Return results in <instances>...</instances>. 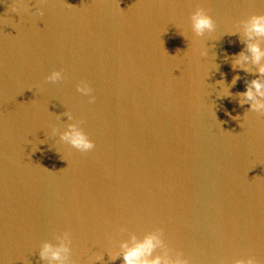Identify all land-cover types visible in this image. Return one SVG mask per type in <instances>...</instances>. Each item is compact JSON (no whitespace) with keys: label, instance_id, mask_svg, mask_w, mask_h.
<instances>
[{"label":"water","instance_id":"obj_1","mask_svg":"<svg viewBox=\"0 0 264 264\" xmlns=\"http://www.w3.org/2000/svg\"><path fill=\"white\" fill-rule=\"evenodd\" d=\"M24 2L0 0V264H48L65 231L72 264H122L150 234L153 257L264 264V117L235 96L256 76L231 67L264 0ZM197 6L216 23L203 44ZM70 125L95 148L62 141Z\"/></svg>","mask_w":264,"mask_h":264},{"label":"clouds","instance_id":"obj_2","mask_svg":"<svg viewBox=\"0 0 264 264\" xmlns=\"http://www.w3.org/2000/svg\"><path fill=\"white\" fill-rule=\"evenodd\" d=\"M21 7L26 11L29 6L24 0H18ZM46 0H39V3H45ZM36 14L43 15L39 7L36 9ZM190 22L192 33L195 37L200 38L203 44V38L207 35L211 37L216 31V23L210 14V9L203 6H197L190 14ZM242 37L240 42L245 47L237 54L231 57V67L233 70L241 69L245 73L255 75L256 78L245 82L246 91L238 92L235 96L238 97V103L241 107L245 104L250 105L248 112H254L258 116L264 117V14H252L243 22ZM228 35H239L238 29H232ZM187 39V37H185ZM192 43L196 45L197 39H193ZM196 51V49H194ZM201 57L207 56V50L204 47L199 49ZM228 59V57H225ZM219 67V66H218ZM218 70V69H217ZM64 77L61 72L53 71L51 75L45 77V82L55 83L62 80ZM241 77L236 75L233 77L231 87H234ZM224 84V80H220ZM228 88L229 95L222 96L229 97L232 95L230 88ZM82 95L89 97V103H94L95 97L92 95V88L86 83L77 89ZM67 114V113H66ZM240 117L236 116L233 119L238 120ZM70 131L65 132L61 136V140L70 144L74 149L81 153H87L95 148V144L89 139L88 135L77 129L74 125L69 126ZM135 240V237H133ZM162 241L155 234L146 236L142 241H136L132 246L128 243L121 245L122 252L117 255L110 256L112 261L120 259L122 256V264H190L188 258H177L171 260L165 257L152 256L154 249L160 245ZM72 240L70 233L65 231L61 242L57 245L45 242L42 248L39 249V259L47 261L48 264H72L70 259L72 252ZM102 256H97L96 260H102ZM236 264H259L254 256H250L247 261L238 260Z\"/></svg>","mask_w":264,"mask_h":264}]
</instances>
